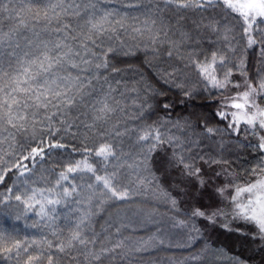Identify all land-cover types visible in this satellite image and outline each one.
<instances>
[{
    "label": "snow or ice",
    "instance_id": "obj_1",
    "mask_svg": "<svg viewBox=\"0 0 264 264\" xmlns=\"http://www.w3.org/2000/svg\"><path fill=\"white\" fill-rule=\"evenodd\" d=\"M261 32L264 0H0V162L4 156L14 155L17 146L26 147L24 141H40L20 161L0 169V184L10 179L8 173L15 176L12 187L7 188L9 195L0 193V207L12 199L26 212L39 205L35 215L51 234L21 240L14 232L0 229V264H130L131 253L147 251L153 241L163 244L155 234L147 239L125 235L121 229L127 225L111 215L97 231L94 217L115 207L151 220L155 209L145 213V208L152 197H163L164 203L177 209L176 198L163 187L168 177L173 178V187L188 195L189 184L197 187V192L208 187L205 165L213 168L227 161L202 152L200 141L216 135L206 124L207 135L194 134L188 120L129 124L128 120L140 119L152 107V98L163 97L165 92L143 77L123 79V70L112 58L134 54L130 39L137 42L135 47L150 49L158 62L167 64L165 68L157 65L158 78L164 84L183 88L180 77L187 70L206 81L205 87L239 89L240 83L231 77L234 69L247 76L244 59L219 79L217 73L226 66L227 55L210 50L209 56L198 50L199 45L203 38L213 42L214 37L235 52L233 41L239 43V35L246 38L248 48L259 43L264 56ZM165 55L167 59H163ZM245 83L247 88L231 97L227 105L237 110L231 113L229 128L238 133L241 124L246 125L245 131L259 141L248 147L264 153V70L258 85ZM161 104L166 111L172 107L167 100ZM218 115L226 118L224 112ZM58 132L78 139L83 151L99 159L90 162L84 156L69 162L53 176L54 186L49 182L46 188L32 187L29 173L45 157H51L52 149L67 147L64 135L51 140ZM95 139L99 146L89 148L88 141ZM157 153H163L164 158L154 169ZM256 169L264 173V164H258L253 172ZM213 171L226 178L215 191L228 203L225 207H193L191 216L212 226L222 217L242 220L254 226L255 231L249 229L251 238L264 246V176L240 186L229 178V169ZM72 173L88 175L79 176L82 183L77 184L70 179ZM229 188L234 194H229ZM57 205L67 208L63 224L56 223L61 215ZM173 219L172 227H187L186 220ZM223 226L233 231L227 224ZM192 228L199 233L194 222ZM235 231L248 235L243 229ZM192 259L202 264H222L225 259L228 264H245L223 248L208 244Z\"/></svg>",
    "mask_w": 264,
    "mask_h": 264
},
{
    "label": "trees",
    "instance_id": "obj_2",
    "mask_svg": "<svg viewBox=\"0 0 264 264\" xmlns=\"http://www.w3.org/2000/svg\"><path fill=\"white\" fill-rule=\"evenodd\" d=\"M258 35L264 36V32ZM240 42L233 41L235 52L231 51L226 44L220 40L212 38L213 42L205 37L199 45V51L210 56L211 51H219L221 54L227 55L226 66L223 71L217 73L219 79H223V74L228 71L229 67L238 65L241 57L244 59L247 76H243L239 71L233 70L231 79L234 82L240 83L239 89L231 88L225 90L212 88L210 85L205 87L206 81L202 80L195 71L188 72L185 70V75L180 79L184 83L183 88L175 87L171 84H164L158 78L159 68L167 67V64L158 62L154 58V53L150 49L143 47H135L136 41L128 40V44L133 46L134 54L132 55H116L112 58V63L123 70V79L131 81L143 77L144 81L150 83L157 90L163 89L165 95L163 97H154L150 100L152 107L147 109L140 119H130L129 124L137 126H145L167 119L170 121L188 120L191 122L194 129V134L207 135L205 132V124L216 131V135L210 136L207 139L200 141L202 152L222 160L227 163L223 165H213V168L204 166L205 179L208 181L206 189H199L192 184L187 185L188 195L173 187V178L168 177L163 187L167 192L177 200V209H173L170 203H164L163 197L156 199L150 198L146 203L149 207L145 208V213L152 212L155 209V214L151 220L147 215L133 216L129 209H116L113 207L111 211L101 212L94 217L96 223L94 227L97 231L100 226L108 220L109 215L113 219L126 224L127 227L122 228L125 235H130L133 239L143 237L147 239L155 234L162 238L164 243H159V240L153 241V246L147 251L133 252L129 257L130 264H202L200 260L192 259L201 249L208 244L214 248H223L229 256L238 257L245 264H264V246L259 240L253 241L251 231H255L253 225L245 224L242 220H233L229 217H222L221 222L215 226L208 225L206 221L191 216L193 207L202 206L207 209L212 207H225L227 200H222L215 189L223 186L226 183L224 176H216L213 169L217 171L223 167L229 169L232 179L235 184L243 186L248 182H254L264 176L259 169L253 172L258 164H264V153H260L254 147L248 145H257L258 139L245 131L246 125L241 124L240 131L234 132L229 128L231 116L225 112L224 103L230 100L231 97L237 95L238 92H243L247 88L245 80L258 85L261 79V71L264 70V56H261V45L257 43L251 48L247 47L246 38L241 39L239 35L236 37ZM203 59V55L200 57ZM163 59H167L166 55ZM183 68L180 61H176ZM159 64V68L157 65ZM217 67H221L217 65ZM187 91L190 95L185 96ZM167 100L172 104V107L167 111L163 109L161 101ZM129 105L132 101H128ZM157 105H160L159 107ZM264 106V104H262ZM219 112L226 114L225 119H221ZM44 139L47 142V134L44 133ZM64 135L58 132L51 137L53 142L60 139ZM63 142L66 143L65 149H52L51 157H45L44 161H40L32 173H29L30 179L34 182L32 187H48L55 185L53 176H58L59 172L66 168L69 162L75 163L80 161L84 156L89 157V161L97 160L93 153L83 151V145L78 139H72L69 135H64ZM26 147L17 146L14 155L4 156L3 162H0V169H7L22 159V155H27L31 150L32 145H39L40 141L37 138L34 141H24ZM73 146H76L75 149ZM98 139L88 141V147H98ZM164 158L163 153H157L153 161L154 169L160 166L161 160ZM24 164H29L30 161H23ZM40 165H43L41 168ZM15 171V169H14ZM81 175L86 173L69 174L73 183H82L79 179ZM10 179L0 184V193L3 196H8L7 188L12 187V180L15 179L13 173H8ZM67 184V182H65ZM71 187L70 184L67 185ZM23 190V189H21ZM47 194V193H46ZM229 194H234L233 189L229 188ZM2 198V197H0ZM230 198V196H229ZM135 199L141 200L142 197ZM57 212L60 218L56 221L57 224H63V213L67 208L57 205ZM227 209V208H226ZM39 210V205L32 211H25L23 205L12 199L8 204L0 207V229H6L14 232L21 239H39L43 236H51L50 230L44 227V221L35 212ZM120 212L121 217H117L116 213ZM19 216V219L17 217ZM186 220L187 227H172L175 222L173 219ZM193 222L195 227L200 231L195 232L192 228ZM227 224L233 231H228L223 225ZM157 228L160 231H156ZM235 229H243L248 232L247 237L241 235ZM114 230V229H112ZM190 237H197L194 241ZM12 264H15L13 261ZM117 264H125L123 261H117ZM222 264H228L227 260H223Z\"/></svg>",
    "mask_w": 264,
    "mask_h": 264
},
{
    "label": "rangeland",
    "instance_id": "obj_3",
    "mask_svg": "<svg viewBox=\"0 0 264 264\" xmlns=\"http://www.w3.org/2000/svg\"><path fill=\"white\" fill-rule=\"evenodd\" d=\"M245 90V89H244ZM236 96V95H235ZM231 102V99L228 100L226 103H224V110L225 112H227L230 116H231V113L232 112H235L237 111L236 109H232L230 107H228L227 105ZM237 102H242V101H237ZM247 193L243 194L244 197H247ZM246 202V201H245ZM226 211H229V209H225ZM230 219H232L230 216H229Z\"/></svg>",
    "mask_w": 264,
    "mask_h": 264
}]
</instances>
